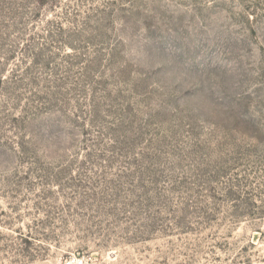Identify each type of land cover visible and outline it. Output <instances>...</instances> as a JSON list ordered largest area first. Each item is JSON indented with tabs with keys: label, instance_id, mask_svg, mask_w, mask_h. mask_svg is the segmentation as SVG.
Here are the masks:
<instances>
[{
	"label": "rangeland",
	"instance_id": "374dc122",
	"mask_svg": "<svg viewBox=\"0 0 264 264\" xmlns=\"http://www.w3.org/2000/svg\"><path fill=\"white\" fill-rule=\"evenodd\" d=\"M264 264V0H0V264Z\"/></svg>",
	"mask_w": 264,
	"mask_h": 264
},
{
	"label": "built area",
	"instance_id": "2783aa9c",
	"mask_svg": "<svg viewBox=\"0 0 264 264\" xmlns=\"http://www.w3.org/2000/svg\"><path fill=\"white\" fill-rule=\"evenodd\" d=\"M65 264H89V261L78 255H72L66 259Z\"/></svg>",
	"mask_w": 264,
	"mask_h": 264
}]
</instances>
